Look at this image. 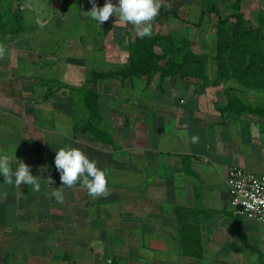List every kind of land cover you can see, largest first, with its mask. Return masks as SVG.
Segmentation results:
<instances>
[{"label":"crops","instance_id":"1","mask_svg":"<svg viewBox=\"0 0 264 264\" xmlns=\"http://www.w3.org/2000/svg\"><path fill=\"white\" fill-rule=\"evenodd\" d=\"M35 29L0 59V154L41 182L18 189L0 174V264H264V224L234 214L228 185L235 167L264 174V87L214 72L122 78L100 39L58 49ZM115 29L116 42L137 37ZM61 147L106 170L110 195L77 184L57 203Z\"/></svg>","mask_w":264,"mask_h":264},{"label":"rangeland","instance_id":"2","mask_svg":"<svg viewBox=\"0 0 264 264\" xmlns=\"http://www.w3.org/2000/svg\"><path fill=\"white\" fill-rule=\"evenodd\" d=\"M95 3L98 7H102L105 0H95ZM112 3L118 4V0H112ZM165 3L170 5L169 8L174 7L179 10V15L187 22L172 16H169L168 20L167 18L162 20L159 15L160 17L157 16L153 21L154 33L172 37L179 43L182 40L187 41L191 51L196 55L208 54L212 60L209 72L210 74L214 72L215 77L218 70L213 60L218 42L217 15L213 12L206 13L202 26H197L204 10H211L216 6L223 16L238 12L243 16V25L264 30V0H165ZM91 7L90 0L84 5L81 4V0H0V44L8 46L10 50L13 44H19V47L23 48L26 44L18 39L31 31L32 27H36L37 33L50 32L48 35L53 37L56 44H60L58 49L66 48V46L68 49L74 42L80 45L85 43V39L98 38L101 40V60H106L109 56L116 62V70L128 69L131 64L129 61L131 54L127 47L129 42L138 36L132 37L128 33L123 41L116 42L115 37L119 36V30L115 28L121 25L119 22L115 23L118 18L112 16L109 21L99 26L88 14ZM232 21L235 22L236 19L232 18ZM19 29L23 31L14 33ZM260 49L261 54L255 51L257 64L252 69L261 68L264 74L262 69L264 68V43ZM156 51L159 54L163 53L158 46ZM243 68H247V65ZM261 71L257 70L255 74H260ZM154 75H161V73L154 72Z\"/></svg>","mask_w":264,"mask_h":264},{"label":"trees","instance_id":"3","mask_svg":"<svg viewBox=\"0 0 264 264\" xmlns=\"http://www.w3.org/2000/svg\"><path fill=\"white\" fill-rule=\"evenodd\" d=\"M87 1L81 0V4L84 5ZM208 12H213L217 15L218 42L216 56L213 60L218 70L214 82L237 81L247 88H263L264 74L261 68L257 69L261 71L260 74H255L257 70H253L252 67L257 64L255 51L262 53L260 47L264 43V30L243 25V16L238 12L223 16L216 6L211 10L202 12L197 26H202L204 16ZM160 16L163 18L172 16L187 22L179 15V10L174 7L168 10L162 7ZM232 18H235L236 21L233 22ZM22 31L23 29H19L14 31V33L18 34ZM188 44L185 40L179 43L172 37L161 36L155 34L154 31L150 37H144L143 39L137 37L135 40L130 41L127 47L131 54L129 60L131 64L128 69H118L115 74L122 78L130 76L150 77L154 72H160L163 78L168 76H193L204 83H209L211 78L209 69L212 63L210 56L204 53L201 55L194 54ZM157 46L162 49V54L156 51ZM245 65H247V68L244 69L243 66ZM262 69L264 70V68ZM113 74L112 72L95 73L93 80L106 78ZM91 93H93V90H88L86 93L89 98L92 95ZM93 104V101L89 99L88 106L91 111Z\"/></svg>","mask_w":264,"mask_h":264},{"label":"clouds","instance_id":"4","mask_svg":"<svg viewBox=\"0 0 264 264\" xmlns=\"http://www.w3.org/2000/svg\"><path fill=\"white\" fill-rule=\"evenodd\" d=\"M90 2L92 7L88 14L99 26L109 21L110 17L116 16L118 19L115 23L131 24L135 34L141 39L152 35L153 21L159 15L160 9L170 7L165 0H118V4L112 3V0H105L102 7H98L95 0ZM5 52V46L0 44V59L5 56ZM197 140V137H193V142ZM13 163L8 155L0 154V174L4 177L3 183L18 189L23 183L31 186L32 191L40 192V179L31 174V167L23 161H18L13 169ZM54 164L62 184L61 187H52L50 193L57 203L64 202V189L74 188L77 184L86 189L87 195L92 198L110 195L106 170H101L97 162L91 160L81 149L59 148L55 153ZM44 181L49 186L53 184L50 177ZM6 196L7 193H4L5 198Z\"/></svg>","mask_w":264,"mask_h":264},{"label":"built area","instance_id":"5","mask_svg":"<svg viewBox=\"0 0 264 264\" xmlns=\"http://www.w3.org/2000/svg\"><path fill=\"white\" fill-rule=\"evenodd\" d=\"M228 185L234 214L264 224V174L235 167Z\"/></svg>","mask_w":264,"mask_h":264}]
</instances>
